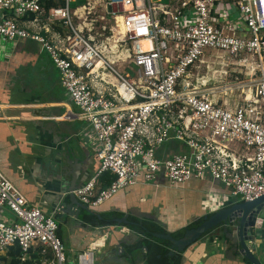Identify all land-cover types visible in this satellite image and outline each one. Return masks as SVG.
<instances>
[{"label":"built area","instance_id":"2783aa9c","mask_svg":"<svg viewBox=\"0 0 264 264\" xmlns=\"http://www.w3.org/2000/svg\"><path fill=\"white\" fill-rule=\"evenodd\" d=\"M47 1L0 0V44L39 43L95 136L97 169L66 193L95 208L162 174L173 186L208 175L242 201L264 194V0H101V18L112 19L129 43L125 55L118 39L105 45L112 27L95 31L93 0ZM92 32L106 34L96 42ZM223 54L250 66V84L228 97L208 63ZM170 140L185 150L158 156ZM106 172L113 178L103 186ZM2 207L14 220L0 221V255L17 243L21 260L36 247L40 264H66L59 204L48 214L29 205L0 169ZM263 224L258 215L255 229ZM75 261L94 264L93 252Z\"/></svg>","mask_w":264,"mask_h":264},{"label":"crops","instance_id":"0c3cea01","mask_svg":"<svg viewBox=\"0 0 264 264\" xmlns=\"http://www.w3.org/2000/svg\"><path fill=\"white\" fill-rule=\"evenodd\" d=\"M30 42L0 44V169L29 205L45 214L60 205L55 219L66 264H76L84 250L93 252L94 264H145L144 250L135 244L141 235L130 228L129 217L154 220L171 233L226 207L231 199L239 200L208 175L173 186L160 174L156 184L125 187L99 206L88 207L112 224L88 222L85 214L90 211L70 202L63 183L74 177L79 187L90 178L99 165L97 141L61 86L50 57H41L46 51L40 46L33 52ZM140 213L154 217H138ZM124 216L128 223L113 220ZM13 220L8 209L0 208V221ZM256 232V256L264 264V224ZM220 234L213 229L183 251L171 253L169 245L168 253L179 254V264H247L239 255H226L229 243ZM31 250L38 255V248Z\"/></svg>","mask_w":264,"mask_h":264},{"label":"water","instance_id":"95a60500","mask_svg":"<svg viewBox=\"0 0 264 264\" xmlns=\"http://www.w3.org/2000/svg\"><path fill=\"white\" fill-rule=\"evenodd\" d=\"M63 176H66V173ZM78 185L79 183L74 181V177L69 180L66 178L63 188L71 190ZM68 197L72 204L87 211L90 210L86 205L79 202L73 194L69 193ZM263 207L264 194L249 201L231 199V202L226 207L214 211L200 225L186 229L179 238L173 237L171 233L152 232V235L160 239H167L171 243L170 252L172 253L183 251L186 247L199 240L203 234L215 229L221 231L229 243V247L225 250L226 255H239L247 264H261L256 256L255 237L257 232L254 223ZM66 210V207L63 208V212ZM137 216L152 219L154 217L149 213H140ZM204 216L206 217V215ZM113 220L118 224L128 223L125 216Z\"/></svg>","mask_w":264,"mask_h":264},{"label":"trees","instance_id":"16d2710c","mask_svg":"<svg viewBox=\"0 0 264 264\" xmlns=\"http://www.w3.org/2000/svg\"><path fill=\"white\" fill-rule=\"evenodd\" d=\"M83 0H77V3H81ZM58 3V2H57ZM52 0H48L47 4H57ZM104 183L103 186L107 185L113 178L108 172L103 175ZM89 213H86V219L88 222L93 225H106L112 224V221H104L103 219H99L95 212L89 210ZM211 214H206L195 220L194 222L188 224L183 229L176 230L171 232V235L175 238L181 237L185 230L188 228L196 227L200 225L205 218L209 217ZM129 226L130 228L141 235L139 239L135 242L136 245L142 247L143 252V260L145 264H179L180 263V255H169L167 246L171 245V243L167 239H160L154 237L152 232L159 233H167V231L162 228L158 223L151 219H137L135 217H129ZM210 232V231H208ZM206 232V233H208ZM205 233V234H206ZM58 235V230H57ZM204 235V234H203ZM59 236V235H58ZM220 237H224V234L221 232ZM37 252V251H36ZM21 250L19 245L16 243L8 248L5 254L0 255V264H40L39 257L36 253L32 252L30 249L28 251V256L24 259H20ZM159 255V256H158Z\"/></svg>","mask_w":264,"mask_h":264},{"label":"rangeland","instance_id":"374dc122","mask_svg":"<svg viewBox=\"0 0 264 264\" xmlns=\"http://www.w3.org/2000/svg\"><path fill=\"white\" fill-rule=\"evenodd\" d=\"M91 5L94 6L92 8V12L90 14V18H93V22L95 23V31L96 29L99 30L100 25H106L112 27V31H110V35H113L109 39V41L105 42V45L108 46V44L112 45L114 44V40L118 39V49L122 52L123 55L126 54L125 48L129 45L128 42H125L124 40V34L121 29L116 27L114 25V21L108 18H101L102 14L104 13V6L102 4L101 0H93ZM216 10L219 9V6L215 7ZM106 34V33H105ZM104 33H94L92 32V36L94 37L96 42H100L104 39L105 36ZM29 40V39H27ZM32 45V51L37 52V50L40 47V44L37 42H30ZM46 52H44L41 57L43 59H46ZM211 62L210 65L212 66V70H216V73H220L218 75L217 80L215 81V85L219 86L218 90L220 94L226 93V95H223L225 97H228L227 95H230L231 91L233 93H238L241 91L242 88H245L242 85L250 84L249 81H247L248 76L245 74L246 71L250 69V66L246 67L244 64H237L233 61L235 60L232 55L223 54L221 57H210ZM252 60V59H250ZM185 150V146L177 141V140H170L159 146L156 150V154L160 157H168L176 152H181ZM260 215L264 217V208L260 211ZM74 258V256H72ZM97 264V262H95Z\"/></svg>","mask_w":264,"mask_h":264},{"label":"flooded vegetation","instance_id":"af4514ba","mask_svg":"<svg viewBox=\"0 0 264 264\" xmlns=\"http://www.w3.org/2000/svg\"><path fill=\"white\" fill-rule=\"evenodd\" d=\"M63 210V209H62ZM168 233V232H167Z\"/></svg>","mask_w":264,"mask_h":264}]
</instances>
